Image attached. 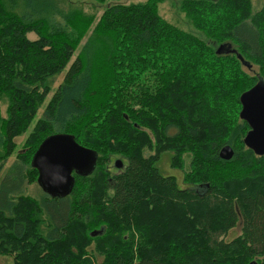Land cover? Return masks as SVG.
I'll use <instances>...</instances> for the list:
<instances>
[{
    "label": "trees",
    "instance_id": "trees-1",
    "mask_svg": "<svg viewBox=\"0 0 264 264\" xmlns=\"http://www.w3.org/2000/svg\"><path fill=\"white\" fill-rule=\"evenodd\" d=\"M160 1L109 3L96 18L57 0H0V171L15 158L0 176V254L13 264H264V154L245 144L238 111L264 80V6L181 0L201 36L163 17ZM246 62L258 73L237 75ZM56 131L98 153L62 197L30 163Z\"/></svg>",
    "mask_w": 264,
    "mask_h": 264
},
{
    "label": "water",
    "instance_id": "water-1",
    "mask_svg": "<svg viewBox=\"0 0 264 264\" xmlns=\"http://www.w3.org/2000/svg\"><path fill=\"white\" fill-rule=\"evenodd\" d=\"M239 115L249 128L243 140L257 154H264V80L258 81L240 95ZM233 148L224 144L219 155L230 158ZM98 153L78 142L72 133L56 131L42 139L30 163L37 170V183L50 196L62 197L72 191L75 176L90 174L96 166ZM120 165V160L115 161ZM101 230V229H100ZM96 234L97 230H92Z\"/></svg>",
    "mask_w": 264,
    "mask_h": 264
},
{
    "label": "rangeland",
    "instance_id": "rangeland-1",
    "mask_svg": "<svg viewBox=\"0 0 264 264\" xmlns=\"http://www.w3.org/2000/svg\"><path fill=\"white\" fill-rule=\"evenodd\" d=\"M128 1H146V0H57L59 5L62 8H64V9L80 7L86 12L94 13L96 18L100 16V14L102 13V11L105 8V6L108 5L109 3H113V2H128ZM180 4H181V0H161L158 3V11L168 21H171L172 23H175V24H177V25H179V26H181V27H183L185 29H188L190 31L198 33L201 36H204L202 31H200L199 29L194 28L189 23V21L184 16V14H183V12H182V10L180 8ZM251 4H252L251 5L252 6V11L255 12L258 9H260L261 7L264 6V0H251ZM213 22L215 24L220 23L218 20H215V19H214ZM26 36L28 38H30V39L37 38V35H36V33L33 30L27 32ZM84 39H85V37L82 38V40L80 41L78 47L74 50L72 56L69 58V62L65 65L64 69L62 70V72H60L58 75H56L53 78L52 85L54 87L62 79L63 72L67 69L68 65L71 63L73 58L77 55V53L79 51V47L83 43ZM1 61H3V59H0V62ZM11 62H16V63H14V66L19 63V61L17 62V60H15V57H8L7 59L4 60V64H6L7 66ZM242 68L246 72L238 71L237 75H244V76L247 77V76H249V74H257L258 73L257 72L258 67L256 65H254V64L252 65V64H249V63L246 62V64L243 63ZM128 75H132V73H129ZM3 90H6L5 87H2L0 89V91H3ZM229 103L233 104V102H231V101H229ZM235 104H233L234 106H225L224 107V109L227 110L228 112L235 110L234 112L228 114L230 121L236 120V118H237L236 106L237 107H240V106H238L236 102H235ZM5 105H6V103L4 101H2L1 102V110H2L3 113H4ZM41 109L42 108H40V111H41ZM240 109H241V107L238 109V111H240ZM31 126H32V124H30L23 131V133H21L20 135L16 136L18 150H20L23 147V141L25 139L26 134L31 129ZM161 158H162L161 159L162 160L161 161L162 168H165V170L169 171V172H175L176 171L179 176L182 175V170L176 169V168L172 167V165L170 164L169 155L164 154ZM14 161H15L14 155L9 156L6 159L5 164H4V168L2 167V170L0 171V176L3 174V172L6 171L5 169H8V167ZM112 165H113V163H112ZM186 167H187V164H186ZM113 169L116 170V168H113ZM26 188L29 191L33 192V193H38V191L40 190L39 188L37 190V186L35 184H33V183H31L30 186H27ZM239 232H240V221L234 227H232L226 234H224V238H231V237L237 235ZM0 264H13L12 255H10V254H0Z\"/></svg>",
    "mask_w": 264,
    "mask_h": 264
}]
</instances>
